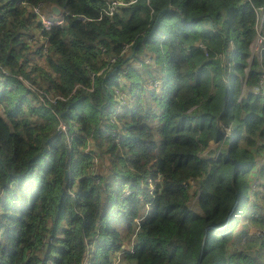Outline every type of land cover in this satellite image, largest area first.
I'll return each instance as SVG.
<instances>
[{
  "label": "trees",
  "instance_id": "obj_1",
  "mask_svg": "<svg viewBox=\"0 0 264 264\" xmlns=\"http://www.w3.org/2000/svg\"><path fill=\"white\" fill-rule=\"evenodd\" d=\"M37 6H57L63 24L42 30ZM103 7L0 0V264H113L132 238L120 264H264L263 241L236 230L253 192L248 223L264 231V102L251 92L264 50L250 63L264 0H135L110 18ZM121 84L137 90L128 102Z\"/></svg>",
  "mask_w": 264,
  "mask_h": 264
},
{
  "label": "built area",
  "instance_id": "obj_2",
  "mask_svg": "<svg viewBox=\"0 0 264 264\" xmlns=\"http://www.w3.org/2000/svg\"><path fill=\"white\" fill-rule=\"evenodd\" d=\"M104 4V7L102 9V13L101 15H103V13L108 17H112L114 15V13L117 11V9L119 7H124L127 5H130L132 3H134L135 0H101ZM33 14L37 17L38 22L42 28V30H49L52 27H58L61 26L63 24V16H62V12L59 16L55 15L54 13H52L51 15L46 14L45 12H43L39 6L34 7L32 9ZM264 21V8L259 10V15H258V24H257V34L255 37V40L253 42V45L255 47V50L257 52V59L260 61V54L261 52L264 50V33H263V22ZM252 45V47H253ZM127 48V46H126ZM45 51V49H44ZM101 53H103V50H101ZM115 59H109L108 62L109 63H113ZM93 74L91 75L92 81H93ZM25 85L27 86V88L32 92L37 94V96L39 97L40 101L45 104V105H50L51 104H55L58 100L56 97H52V96H46L45 92L43 91H36L34 90V88L31 86V84L27 81H24ZM159 85V83L155 80H150L147 84L145 89L147 90H154L157 86ZM90 91L92 89H89ZM251 92L256 95L257 97L260 98L261 101L264 102V71H262L259 76H258V81H257V85L254 86L251 89ZM59 99V97H58ZM229 130V133H226V130ZM65 131V125L64 123H61L58 127V132H62ZM225 135L229 137V140L232 141L233 140V133L230 131V128H225ZM90 142H88V146L86 148V152H88L92 147L89 144ZM262 149V151L264 152V143L262 147H259V150ZM264 162H262L263 164ZM94 164H97V160L94 159ZM257 184V181L253 184V187H255ZM257 236L261 239V241H263L264 243V231H259L257 233ZM129 246L125 247L123 246L122 250H120L119 252L116 253V258L115 261L113 262V264H120L121 262V257L124 254L125 251H129L132 252L133 248L136 245V242L134 241V238L131 239V241L129 242ZM84 264H89V262L86 260L84 262Z\"/></svg>",
  "mask_w": 264,
  "mask_h": 264
},
{
  "label": "rangeland",
  "instance_id": "obj_3",
  "mask_svg": "<svg viewBox=\"0 0 264 264\" xmlns=\"http://www.w3.org/2000/svg\"><path fill=\"white\" fill-rule=\"evenodd\" d=\"M45 11V10H44ZM46 12V11H45ZM251 56L254 58V57H256L257 58V52H256V50H255V47H254V45H253V47H252V50H251ZM35 62H37V63H39L40 61L39 60H37L36 59V61ZM133 67H137V65L136 64H134V66ZM119 79H121V77H119ZM115 89H116V87L115 86H113ZM120 87L122 88V89H124V86L121 84L120 85ZM124 91H125V93H126V95L125 94H122V93H120V92H118V94H122V95H125L126 96V101L128 102V99L129 98H131V96L132 95H134L136 92H137V90H132V91H130V90H127V89H124ZM245 91H246V88L244 87V83H243V86H242V95H244L243 93H245ZM122 95L119 97V98H117V103H113L112 104V109H111V113L110 114H113V116L115 117V116H119V115H121V113L123 112V106H124V98L122 97ZM126 102V103H127ZM33 106H35V104H33ZM28 114H30L31 115V112L30 113H28ZM113 122H114V120H113ZM106 132V134L108 135L109 134V132L108 131H105ZM224 132V135H225V130L223 131ZM226 133H229V130L227 129L226 130ZM223 135V136H224ZM226 136V135H225ZM224 140L222 141V142H211L210 143V145H209V147L207 148V150L204 152V155L205 156H207L208 155V152H212L213 153V157H216L218 154H219V152L221 151V149H223L225 146H226V138H223ZM262 159H260V161H261ZM262 162H260V164H261ZM98 165L99 164H97V168H98ZM257 166V164H255V167ZM252 168L247 172H245V174L247 173V175L246 176H250L251 174L250 173H252ZM107 173V172H106ZM141 180V188L142 189H146V188H148L149 190H152L153 189V187H152V184H151V180L148 178V177H145V178H142V179H140ZM256 182V181H255ZM254 182V183H255ZM260 182H263V183H261L260 184V186L259 187H257V190L264 196V173H262V176H260L259 177V179H258V184L260 183ZM190 185L191 186H194L195 185V183L193 182V181H191V183H190ZM130 186H131V184L129 185H127V184H125V183H123V182H121V181H119V182H116L115 184H114V191L115 190H117V192H120V194L122 195V196H124L125 198L128 196V194L132 191V189L130 188ZM253 193V192H252ZM252 193H250V198L251 199H249V200H247L245 203H243V205H242V207H241V209H240V211L238 212V217H239V221H238V224H237V226H236V230L238 231V230H240L243 226V224L244 225H248V227H247V234H248V236H255V237H257V238H259L258 236H257V233L259 232V231H261L258 227H254L253 225H249V223H250V218L251 217H249L250 215H254L255 214V212H254V210H253V208H252V202H253V200H252ZM115 198V197H114ZM197 198L196 197H193V199H192V203H191V206H190V208L192 209V210H194L195 212H200L199 211V208H198V206H197V200H196ZM259 202V204L264 208V199H262L261 201L259 200L258 201ZM149 210V203H147V205L145 206V210H144V213H146L147 211ZM115 211H118V212H122V211H124V209H123V205H121V204H115V203H113V204H111V207H110V209H109V212H110V214L111 215H113V213H115ZM109 214V215H110ZM109 219H110V216H109ZM249 222V223H248ZM115 227H116V229L118 230V231H122L123 230V228H124V226L122 225V224H120V223H117V224H115ZM260 239V238H259ZM258 239V240H259ZM261 240V239H260ZM245 243V241L242 239V244H244ZM101 244H102V242H101ZM130 244L129 243H126L124 246L125 247H127V246H129ZM92 247H95V246H92ZM263 249V251H264V247L262 248Z\"/></svg>",
  "mask_w": 264,
  "mask_h": 264
},
{
  "label": "water",
  "instance_id": "obj_4",
  "mask_svg": "<svg viewBox=\"0 0 264 264\" xmlns=\"http://www.w3.org/2000/svg\"><path fill=\"white\" fill-rule=\"evenodd\" d=\"M51 11H52V13H54L55 15H57V16H59L60 14H61V10L57 7V6H52V8H51ZM160 15V14H159ZM158 15V16H159ZM157 19H158V17H157ZM133 54V53H132ZM131 54V55H132ZM253 59V57L251 56L250 57V63H251V60ZM249 63V64H250ZM67 176H68V172L67 171H65V179L67 178Z\"/></svg>",
  "mask_w": 264,
  "mask_h": 264
}]
</instances>
